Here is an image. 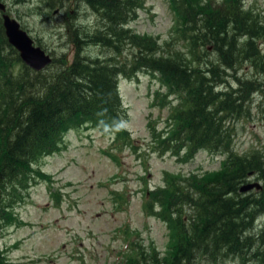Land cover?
<instances>
[{
	"label": "trees",
	"instance_id": "1",
	"mask_svg": "<svg viewBox=\"0 0 264 264\" xmlns=\"http://www.w3.org/2000/svg\"><path fill=\"white\" fill-rule=\"evenodd\" d=\"M70 1L50 0L48 7H67ZM73 1L97 15V27L72 28L71 58L51 56L42 71L27 66L8 42L0 11V228L21 224L14 206L23 193L41 180L50 186L52 174L39 163L65 148L68 131L108 135L103 152L118 165L127 148L146 155L124 127L128 117L119 80L147 72L165 88L154 91L150 106L167 107L165 119L148 114L150 149L182 162L200 150L225 158L217 170L163 171L164 187H145L146 212L170 225V252L158 258L136 239L134 256L125 264H264V221L256 227L264 218V153L236 152L229 124L250 112L252 96L264 87L258 73L240 78L229 72L248 62L264 74V53L257 45L264 38L261 14L244 0H169L178 26L162 48L158 38L128 27L144 0ZM88 46L106 50L105 56L87 54ZM126 48L129 57L120 61ZM254 180L260 189L240 190ZM53 196L59 207L61 194ZM0 264H10L6 251H0Z\"/></svg>",
	"mask_w": 264,
	"mask_h": 264
},
{
	"label": "rangeland",
	"instance_id": "2",
	"mask_svg": "<svg viewBox=\"0 0 264 264\" xmlns=\"http://www.w3.org/2000/svg\"><path fill=\"white\" fill-rule=\"evenodd\" d=\"M244 2L246 7L257 10L264 22V0ZM4 3L35 43H40L58 60L63 54L68 59L72 56L74 49L69 37L72 28L93 31L98 24L97 15L89 7L73 0L67 7L54 9L48 7L50 0H5ZM143 3L128 27L158 38L157 44L163 48L165 40L175 37L176 12L169 0ZM257 45L264 53V38ZM85 52L104 57L106 50L88 46ZM125 55L129 57V48L119 60L123 61ZM247 65L229 72L240 78H257V73L264 78L263 73ZM135 77L119 80V94L128 117L123 124L146 155L127 148L121 152L118 165L103 152L111 141L108 135L83 128L68 131L65 148L39 163L44 172L52 174L50 186L41 180L23 193L24 200L14 206L21 224L13 222L0 228V251L7 252L10 264H125L134 256L136 239L145 249H154L158 258L170 252V225L146 212L145 187H164L163 171L189 175L217 170L225 156L200 150L192 160L182 162L169 152L161 156L153 152L146 126L148 114L165 119L167 107L161 110L149 103L155 90L165 88L150 73L139 72ZM230 80L234 81L233 77ZM169 99L173 104L178 101L172 96ZM249 109L248 114L229 122L235 130L234 150L244 154L258 149L264 153V87L252 96ZM53 191L61 194L59 207L55 205ZM262 220L256 221L257 228Z\"/></svg>",
	"mask_w": 264,
	"mask_h": 264
},
{
	"label": "water",
	"instance_id": "3",
	"mask_svg": "<svg viewBox=\"0 0 264 264\" xmlns=\"http://www.w3.org/2000/svg\"><path fill=\"white\" fill-rule=\"evenodd\" d=\"M2 13V26L8 42L18 51L21 60L35 71L44 70L52 62V57L23 29L20 23L6 12V4L0 1ZM252 188L260 189L258 182L244 184L240 190L246 191Z\"/></svg>",
	"mask_w": 264,
	"mask_h": 264
},
{
	"label": "bare ground",
	"instance_id": "4",
	"mask_svg": "<svg viewBox=\"0 0 264 264\" xmlns=\"http://www.w3.org/2000/svg\"><path fill=\"white\" fill-rule=\"evenodd\" d=\"M6 8H7V6H6ZM51 56V55H50Z\"/></svg>",
	"mask_w": 264,
	"mask_h": 264
}]
</instances>
